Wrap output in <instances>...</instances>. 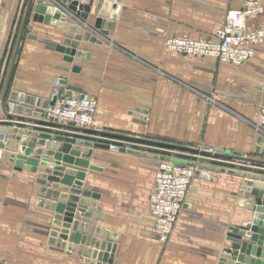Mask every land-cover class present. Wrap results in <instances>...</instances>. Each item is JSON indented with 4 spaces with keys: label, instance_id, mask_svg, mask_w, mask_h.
Listing matches in <instances>:
<instances>
[{
    "label": "crops",
    "instance_id": "crops-1",
    "mask_svg": "<svg viewBox=\"0 0 264 264\" xmlns=\"http://www.w3.org/2000/svg\"><path fill=\"white\" fill-rule=\"evenodd\" d=\"M104 1L107 5L98 8L99 1L94 0L87 19L67 15L98 38V42L82 39L78 49L88 56H75L72 63L44 41L61 42L66 30L35 22L38 38H25L12 85L48 98L57 79L65 77L97 98L96 125L105 129L259 156L255 147L260 133L253 123L264 104V39L254 44L255 54L241 65L165 46L169 36L212 37L227 12L241 8L242 1ZM19 2L0 0V57ZM101 11L110 23L107 34L94 27ZM261 27L264 10L246 22V29ZM73 64L80 66L79 72L62 68ZM91 163L103 169L81 168L86 172L84 182L95 183L84 187L100 193L95 200L104 218L95 224L117 245L113 264H221L223 257H229L225 252L231 245L229 228L253 218V211L241 203L240 170L219 165L201 169L163 242L150 211L159 158L95 147ZM0 173L7 175L0 177V260L88 264L87 256L48 242L52 211L37 204L41 188L37 173L16 171L4 162ZM80 213L77 209L76 215Z\"/></svg>",
    "mask_w": 264,
    "mask_h": 264
},
{
    "label": "water",
    "instance_id": "water-1",
    "mask_svg": "<svg viewBox=\"0 0 264 264\" xmlns=\"http://www.w3.org/2000/svg\"><path fill=\"white\" fill-rule=\"evenodd\" d=\"M71 11L87 19L94 0L78 3L76 0H59ZM102 8L104 0H98ZM115 7V6H114ZM67 13L58 8L55 0H20L18 13L12 25L7 44L0 57V163L13 165L16 171L23 169L37 173L41 184L37 204L52 211V227L48 242L67 252L87 256L88 264H113L117 245L108 241L111 234L98 227L95 220L103 219L101 206L95 199L100 193L84 187L85 169H98L91 163L94 148L118 150L133 154H150L161 159H174L201 169L217 165L240 170L244 179L240 194L242 205L253 211V218L231 226L227 238L231 245L225 249L229 257L221 264H264V136L260 134L255 147L256 155L242 151L209 146L202 148L163 141L145 136L108 130L101 125L77 126L57 121L48 115L47 108L57 98L86 94L82 86L59 79V91L48 98L25 93L13 86L15 63L26 37L38 38L34 23L66 30L61 42L45 39L52 49L63 52L64 60L72 63L75 56H88L78 49L82 39L98 42L91 29L84 30L67 19ZM109 22L104 11L96 18L94 27L107 34ZM66 71L79 72L80 66L62 67ZM53 92V91H52ZM0 177L7 175L0 173ZM93 199H90V198ZM81 211L76 215V210ZM96 210V212H94ZM100 237V238H99ZM104 238V240L102 239ZM0 264H13L0 260Z\"/></svg>",
    "mask_w": 264,
    "mask_h": 264
},
{
    "label": "built area",
    "instance_id": "built-area-1",
    "mask_svg": "<svg viewBox=\"0 0 264 264\" xmlns=\"http://www.w3.org/2000/svg\"><path fill=\"white\" fill-rule=\"evenodd\" d=\"M89 3L91 0H76ZM242 7L227 12L224 23L215 30L210 38H195L190 35L169 36L165 39L167 49L183 54L214 56L222 62L241 65L255 54L254 44L264 39V27L246 29V22L261 14L263 0H241ZM55 4L67 15L78 18L77 12L71 11L59 0ZM80 16V15H79ZM59 79L54 83L52 95L59 91ZM98 100L87 93L67 95L57 98L47 108L49 117L74 123L77 126H96ZM255 129L264 136V104L258 110ZM200 146L199 148H202ZM117 150L116 146H112ZM214 151V147H209ZM197 167L174 159H161L155 175L154 188L150 196V211L156 221L159 239L167 241L173 231L179 213L185 203Z\"/></svg>",
    "mask_w": 264,
    "mask_h": 264
},
{
    "label": "rangeland",
    "instance_id": "rangeland-1",
    "mask_svg": "<svg viewBox=\"0 0 264 264\" xmlns=\"http://www.w3.org/2000/svg\"><path fill=\"white\" fill-rule=\"evenodd\" d=\"M13 23H14V20H13ZM12 25H13V24H12ZM53 50H54V49H53ZM93 164H94V163H93ZM96 165H97V164H96ZM97 166H98L99 168H98V169H95V170H99V171H100V170L103 169V167H100L99 165H97ZM90 169H91V168L87 167V170H88V171H91V170H92V169H91V170H90ZM93 170H94V169H93ZM155 175H156V174H155ZM87 180H88V179H87ZM84 184H85L86 187L90 188V187H93L95 183H93V182H91L90 180H88V181H85ZM86 184H87V185H86ZM51 227H52V214H51V216H50V230H51Z\"/></svg>",
    "mask_w": 264,
    "mask_h": 264
}]
</instances>
